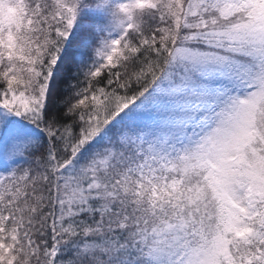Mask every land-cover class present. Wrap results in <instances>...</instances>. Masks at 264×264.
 <instances>
[{
	"label": "snow or ice",
	"instance_id": "snow-or-ice-1",
	"mask_svg": "<svg viewBox=\"0 0 264 264\" xmlns=\"http://www.w3.org/2000/svg\"><path fill=\"white\" fill-rule=\"evenodd\" d=\"M0 264H264V0H0Z\"/></svg>",
	"mask_w": 264,
	"mask_h": 264
}]
</instances>
